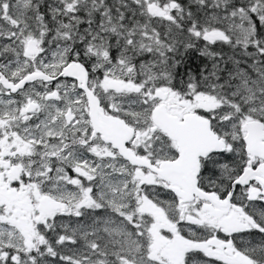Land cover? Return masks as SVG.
I'll use <instances>...</instances> for the list:
<instances>
[{
    "label": "snow or ice",
    "instance_id": "6c2138e0",
    "mask_svg": "<svg viewBox=\"0 0 264 264\" xmlns=\"http://www.w3.org/2000/svg\"><path fill=\"white\" fill-rule=\"evenodd\" d=\"M0 264H264V0H0Z\"/></svg>",
    "mask_w": 264,
    "mask_h": 264
}]
</instances>
